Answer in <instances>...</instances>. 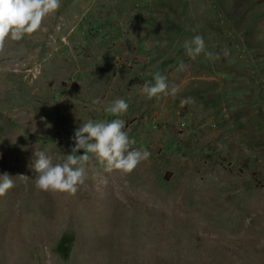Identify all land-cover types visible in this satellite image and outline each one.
<instances>
[{
    "label": "rangeland",
    "instance_id": "rangeland-1",
    "mask_svg": "<svg viewBox=\"0 0 264 264\" xmlns=\"http://www.w3.org/2000/svg\"><path fill=\"white\" fill-rule=\"evenodd\" d=\"M196 35L220 59H191ZM156 72L175 97L140 91ZM89 119L124 120L149 159L124 173L90 153L74 195L38 189L34 151L64 162ZM5 172L0 264H264V0H61L0 50Z\"/></svg>",
    "mask_w": 264,
    "mask_h": 264
},
{
    "label": "clouds",
    "instance_id": "clouds-1",
    "mask_svg": "<svg viewBox=\"0 0 264 264\" xmlns=\"http://www.w3.org/2000/svg\"><path fill=\"white\" fill-rule=\"evenodd\" d=\"M60 7L61 0H0V50L4 48L6 38L18 41L25 34L37 31L45 16L56 12ZM183 47L193 60L202 53L207 58L220 59L219 54L206 51L205 41L201 35L186 40ZM223 55H229L227 48L223 50ZM186 68L187 65L181 61L178 70ZM153 79L154 83L146 81L138 85L140 91L149 99L158 98L160 94L175 97L180 91L175 85L169 90L167 78L160 72H156ZM191 102L193 101L190 97L181 100V104ZM100 103L99 98L93 100V104ZM128 107L124 99L116 98L108 102L103 110L113 116H120L126 113ZM46 127L50 128L51 125L48 124ZM124 127L125 121L122 119H113L111 122H94L89 119L86 123H81L74 131L75 146L62 163L54 164L44 151H34L35 160L32 167L36 173V187L45 191L51 189L74 195L78 191V186L82 185L87 177L85 164L90 160V153L95 154L100 162L106 165L108 171L116 169L131 173L140 162L148 160L151 153L146 149H130V145L135 141L129 139L128 132L123 130ZM80 149H83V155H77ZM14 186L13 176L6 172L0 175V197L5 196Z\"/></svg>",
    "mask_w": 264,
    "mask_h": 264
}]
</instances>
